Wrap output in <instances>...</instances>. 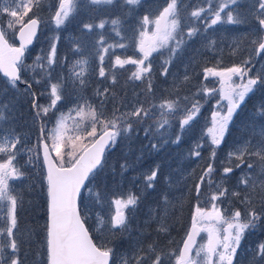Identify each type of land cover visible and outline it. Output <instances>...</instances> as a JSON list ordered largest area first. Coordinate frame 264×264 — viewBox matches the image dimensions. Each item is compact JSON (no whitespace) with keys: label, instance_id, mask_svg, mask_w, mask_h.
Returning a JSON list of instances; mask_svg holds the SVG:
<instances>
[{"label":"snow or ice","instance_id":"snow-or-ice-1","mask_svg":"<svg viewBox=\"0 0 264 264\" xmlns=\"http://www.w3.org/2000/svg\"><path fill=\"white\" fill-rule=\"evenodd\" d=\"M241 2L242 0H199V4L204 6L198 4L189 10L186 0H164L158 15L154 19H150L149 14L143 15L138 21V27L133 26L132 35L128 37L119 30L120 19L111 20L113 31L120 39L109 43L101 32L94 45L99 62L97 76L109 82L107 86L97 87L94 91L97 107L83 96V89L88 83V59L76 60L68 76L61 73L53 82V73L58 63L59 34L50 38L48 50L45 52L42 49L41 54L35 57L33 65L25 63L26 58L31 56L29 45L33 43L42 22L34 9L39 10L43 0H0V17H8L7 24L0 26V72L7 77V84L12 89L20 91L18 84L25 85L22 94L29 99L34 119L41 125L36 144L27 147L29 157L26 164L41 168L42 179L46 183L47 264H109L110 258L116 254L115 250L106 244L95 243L94 237L85 227V211L88 208L85 201L91 199L101 207L105 203L103 195L94 193L89 185L105 167L106 150L115 146L119 139H134L139 135L141 126L146 120L153 119L157 110L159 119L155 123L158 133L166 125L171 127L170 117L179 121L174 138L167 136L163 144L179 145L183 137L191 131L203 106L200 100L190 101L187 96L163 99L158 104L153 102L145 106V101L140 98L141 93L134 91L129 98L127 92L121 95L115 90L119 84L118 72L123 70L129 73L126 85L139 81L145 85L144 91L147 94H153V54L160 53L165 57L159 74L167 77L169 66L182 57L190 41L200 36L206 41L204 46L212 49L217 41L206 35L210 29L214 31L217 25L244 22L237 11ZM142 3L143 0H120L118 6H127L129 13H132ZM256 3L258 9L254 19L256 31L261 35L252 40L251 44L254 46L255 55L259 56L264 52V0H256ZM86 4L116 6L117 0H86ZM76 6V0H55L54 4L49 5L50 22L55 29L59 30L65 25L76 11ZM234 11H237L236 16L233 15ZM108 22L101 20L98 24L84 23L82 30L88 33L97 28L102 30ZM17 25L20 41L18 47L9 43L10 37L16 35ZM149 25L153 27L150 29ZM130 48L133 49V54L127 55ZM117 49L123 50L122 53L117 54ZM73 52L79 54L80 46L76 45ZM126 66L132 67L129 69ZM253 67L255 64L249 57L240 65L220 70L206 67L203 70L204 79L219 78L220 87L217 89L202 85L195 95L201 96L205 102L215 98L217 94L219 99L212 111L211 126L205 125L206 131H201L188 153L189 158H202L201 150L205 146L210 149L209 162L189 189V194L195 200L194 211L178 254L175 251H161L157 239L145 242V237L150 235L147 226L152 221L157 223L155 231L158 234L168 232L166 216L160 215L155 209L151 210L149 218L144 222L145 227L135 229L137 235L132 236L131 220L140 204V196L129 192L126 197L112 200L110 203L116 206V210L114 214L110 212L107 219L99 212L96 213L97 231L101 236L106 231L112 236L119 233L122 238L127 234L130 240L128 249L120 257L121 264H163L165 257L173 256L175 264H233L246 232L256 230L264 222V123H256V118H264V102L255 106L253 117L245 126L250 130L248 138L228 153L229 160L234 158L236 162L234 166L223 168L219 182L213 163L217 149L226 142V136L230 134V125L234 123L238 110L250 95L264 91V67L255 73L252 72ZM36 68L42 70L43 76L37 78L34 74L30 80L23 79V73H35ZM234 77L239 78V83ZM188 79L185 74L184 81ZM34 85L42 86V90L37 92ZM0 92L6 94L7 89ZM45 93L49 102L39 104L38 97ZM63 101H68L73 106L68 109V114L61 112L55 127L47 130L44 117L54 110L59 111L58 104ZM222 101H226V104ZM10 103L4 101L0 95V122L6 119L5 111L10 110ZM109 104L112 105L111 116L105 117L104 112ZM85 110L91 123L82 129ZM73 112L81 118L79 121L71 117ZM69 118L74 120L71 128L67 124ZM97 125L100 126L99 134ZM142 130L144 136L149 138L151 150L159 152L163 144L152 142L154 133L151 125ZM160 135L164 137L167 133ZM86 139L88 143H84ZM25 148L26 142L14 129L0 136V219L3 220V226H0V264H22L20 251L23 241L18 240L16 232L19 231L17 215L18 208L23 207V195L10 181L22 182L27 178L24 165L17 159ZM140 159L141 157H137V161ZM133 166L127 161L121 163V175ZM235 169L241 171L236 187L239 189L242 186L243 193L225 186L234 175ZM161 175L162 165L156 164L143 176L144 189H154ZM165 179L168 180L167 177ZM233 198L246 205L243 211L240 208L229 210L223 207L226 202L231 203ZM257 198L260 210L254 206ZM163 204V211L167 213L169 200L166 195ZM202 232L207 234V243L198 245L197 237ZM250 251L255 264H264V241L256 244Z\"/></svg>","mask_w":264,"mask_h":264},{"label":"rangeland","instance_id":"rangeland-1","mask_svg":"<svg viewBox=\"0 0 264 264\" xmlns=\"http://www.w3.org/2000/svg\"><path fill=\"white\" fill-rule=\"evenodd\" d=\"M55 0H43V3L41 5V8L39 10H35V14L38 15L41 18V34L44 39L40 40L38 44L31 48V56L27 57L25 61L28 65H33V62L35 60V57L39 54H41V50L43 49L45 52L48 50L49 47V40L53 37L51 35V31H55V35L59 34L60 40L57 44V65H56V71L53 73V82H55L56 79L59 78L60 74L62 73L64 76L69 75V71L72 68L73 64L76 60L79 59H88V72L86 74L87 78V86L83 89V96L86 100L89 101V98L87 97L88 93H91L95 91L97 87L103 88L107 85L109 82H105L102 80V78H98L97 71H98V58L96 56L95 51V42L98 39L99 33L103 32V34L106 37V40L109 43L115 42L119 40V37H116L115 32L113 31L114 26L111 24V20L119 18L121 21V24L119 25V30L121 31L122 35L125 37L132 35V27L136 26L138 27V21L139 19L145 15L149 14L150 19H154L156 15H158L159 10H162V5L164 4V0H143V3L141 6L136 7L135 11L132 13H129V9L127 6L121 8L119 7L120 0H117V5H101V6H91L86 4V0H76V11L69 17V20L65 23L64 26H62L61 29L57 30L55 29V26L50 22V11H49V5L54 4ZM186 3L189 5V9L192 7H195L199 4L198 1H192L188 0ZM111 6L112 9L107 10L104 7ZM113 6V7H112ZM199 6H204L203 4H199ZM235 7V6H234ZM258 9V4L256 3V0H242L240 3L237 11L239 12V18L243 20V23L240 24H222L217 25L215 30L212 29L209 30V32L206 34L207 36H211L213 39L217 41L214 48L209 49L205 47L206 44L205 40H202L200 36H197L194 40L190 41L182 55V57L175 60L170 66H169V73L170 75L167 78V81H169L168 86L158 85L161 86L159 89L158 95L154 96L152 98V102L159 103L163 99H175L176 97L172 98L170 96V93L174 90H180V89H187L188 86L191 84V78L189 73L194 72L196 67H206L207 61L205 62V55L207 51L210 52L211 55L217 54V65L210 67H215L217 70L231 67L233 65H240L244 60L249 59L251 57L252 61L255 64V67H253L252 72L255 73L262 67H264V52H261L259 56L255 55L254 52V46L251 44L252 40H255L258 38L260 33L256 31L257 25L256 21L254 19L256 11ZM237 11L233 12V15H237ZM31 15V14H30ZM101 20H107L108 23L105 24L104 29H94L91 33H88L86 30H82V25L84 23H93L98 24ZM0 21L2 23V26L7 24L8 17H0ZM199 23V22H198ZM153 25H149V28L151 29ZM17 31L19 28V25L16 26ZM51 28V30H49ZM17 33V32H16ZM64 35L66 37L64 38ZM14 37H10V40L14 42ZM45 39H48V42H45ZM43 41V42H42ZM42 42V44H41ZM73 42V44H72ZM79 45L81 52L79 54H74L73 48ZM123 50L117 49L116 53L121 54ZM162 52L165 50H161ZM89 54H95L94 58H91ZM133 49H129L127 52V55H132ZM222 54H228L232 58H236L239 62L237 64H229L225 67L224 62L220 59ZM153 67L160 68L164 56H161L160 53H154L153 54ZM108 66V59L105 60V67ZM127 67V66H126ZM132 67V66H130ZM79 71V68L76 69ZM127 73L126 71L120 70L118 74H120V77L122 79H119V84H121L126 92H129L130 89L134 88L136 83H141L137 81L133 84H125L126 79L123 78V76ZM36 75L37 78H40L43 76V72L40 68L35 69V73L32 71H28L26 73L22 74L23 79L30 80L33 75ZM185 74L188 75L189 79L187 81H184ZM122 75V76H121ZM237 83H239V78L234 77L233 78ZM157 78L153 77L152 83L155 84ZM209 80L212 81L214 84L215 82L219 84V78L216 77H209ZM118 84V85H119ZM176 85V86H174ZM213 86V85H212ZM18 87L20 91H17L16 89H12L10 85L7 84V80L0 77V90L7 89L6 94L0 92V95H2V98L4 101H9L10 103V110L5 111V117L6 119L2 122H0V136L7 133L9 130L14 129L15 133L19 134L24 141L26 142V148L23 153H21L20 156H18V161L21 165H24V169L27 174V178L21 181H10V183L15 184L16 190L20 192L23 195V207L18 208V228L19 231L16 232V236L18 240L23 241L20 251V256L22 259V264H47V258H46V246H45V226L47 224V193H46V183L42 179V169L39 167H33L31 165H27L26 161L28 160L29 154L27 153V147H32L36 144L37 137L39 135V127L40 122L34 119V115L32 114V108L31 106H28V112L24 115L26 124L23 123V119H19L20 113L23 111V105L25 103L23 89L25 85L18 84ZM35 89L40 92L42 90V86L35 85ZM87 93V94H86ZM75 95V93L73 94ZM12 96H18L19 99L23 102H18L12 98ZM133 95H131L132 97ZM189 97L188 94L184 91V93L179 97ZM219 99V95L217 96ZM190 99V97H189ZM39 104H47L49 102L48 96L45 93L44 95L39 96V99L37 101ZM83 103V101H81ZM146 103V99H145ZM222 103L226 104V101H222ZM73 106L72 103L68 101H63L60 104H58V109L61 107L60 113L63 112L65 114H68V109ZM15 110H18V113L15 112ZM87 110H85V117L83 120V123L81 125V128L88 127L91 123L90 119L87 117L86 114ZM34 113V111H33ZM60 113L58 111H53L48 114L47 117H44V123L47 126V130H51L56 125V120L59 117ZM71 117H74L75 120L79 121L81 118L77 117L75 115V112L71 113ZM209 117V116H208ZM200 118L197 117L196 123L202 125V130L206 129L205 125L208 127L211 126V119L209 118ZM253 116L250 117V119ZM74 120L72 118H69L67 120V124L69 125V128L73 126ZM256 123L261 124L264 123V118H256ZM175 126V123L173 120H171V127ZM170 127V136L174 138L175 132ZM98 134L100 131V126L97 125ZM249 129L245 131V133L239 134L237 137V146H240L243 143V140L247 139L249 136ZM71 134V132H69ZM83 135V132L80 133ZM191 131L188 132L187 135L183 137V141L186 143L190 139ZM201 135V131L196 134V139L199 138ZM153 142H156L158 139L162 138L160 135L159 137L157 135H153L152 137ZM167 138V137H166ZM207 140V137L205 138ZM130 142V141H129ZM84 143H88V140L86 139ZM166 145V144H163ZM168 145V143H167ZM19 147V146H18ZM162 151H165L166 148H161ZM188 150L189 148L187 146L178 147L174 151L176 153H179L183 160L185 158H188ZM155 151L149 150V149H141L132 154V156H124V160H129V164L134 165L133 167L129 168L127 172H124L125 174H128V179L125 183L119 182L117 185L124 188L121 192H117V187L114 188V192L119 196L117 198H123L126 197V195L131 192L135 194V190H140V194H143L144 189V182H143V176L148 171L146 170V161L144 160L148 155L154 154ZM229 153V152H228ZM187 155V157H186ZM132 157H135V161L131 160ZM137 157H141L139 161H137ZM161 157L164 159L167 158V154L162 152ZM227 159H229L228 154L226 156ZM191 159V158H190ZM111 162V161H110ZM109 162V163H110ZM108 161L107 164L109 165ZM214 166L216 167L215 162ZM163 169H162V176L159 178V181L164 182L166 184V192L163 193V195L168 197L169 205L167 208L171 207V211L173 210L174 201L176 200L178 194L176 190V186L179 185L181 182V178L177 176L176 173L173 172L172 167L173 165L167 163L165 160L163 163H161ZM134 167H140L141 170L138 172H135L132 168ZM155 167V165L153 166ZM186 166L183 164H178L177 168L180 172L183 170ZM123 175L119 176L118 180L122 181L123 178H125ZM191 173V168H188V174ZM241 173V171H240ZM165 177L168 178V180L165 179ZM135 178V179H134ZM126 179V178H125ZM185 178L183 177L182 180ZM169 180L171 183H169ZM137 183V184H136ZM93 184V183H92ZM92 184L89 185V187L92 188ZM96 186V183H95ZM95 186L93 188L94 193L98 192L95 190ZM156 187V186H155ZM151 189H148L149 191ZM100 193V192H98ZM102 194V193H100ZM186 191H183L180 193V195H185ZM87 196L88 193H85ZM105 203L101 207L100 205H97L92 202L91 199L86 200L85 202L88 204V208L85 211V215L87 217V222L85 225L89 226L90 232L92 231L94 233V237L97 238V236L100 235V233L97 231V225H96V213H100L107 219L109 213L112 214L115 213L116 206L114 204H111L110 202L114 199L108 200V197H106L104 194H102ZM162 197V199L164 198ZM227 202L223 205L224 208L227 206ZM164 204L162 200V205H160V208H156L157 212L160 215H165V223L170 226V223L167 222V214L163 211ZM147 209L151 212L153 210L151 207L145 206V203L143 201H140V204L138 206L139 210L135 212L134 217L131 220V226L133 228L132 236H136L135 229L144 228L145 227V221L149 218L148 215L144 214L143 211ZM172 214V212H171ZM0 216H2V212H0ZM172 223V222H171ZM0 226H3V220L0 219ZM157 227L156 221L154 223H150L147 226V231L150 233L147 237H145V242L151 241L152 239L158 240V247L161 251L168 253L175 251L177 254L179 252V249L182 248L181 243L183 240V237L177 242L173 235H171L169 232L167 233H160L158 234L155 229ZM256 230L252 232H246L245 235H248L247 239L253 238L251 241V244H247V247H243L241 241L240 248L237 249V255L234 257L233 264H255L252 257V252L250 249L254 248L256 244L259 242H262L264 240L259 241L256 239L257 237L254 235ZM93 235V234H92ZM109 242L110 247L115 250V264H121L120 257L125 252H122L121 250H126L129 247L130 240L127 238V234H125V237H121L119 233H117L116 236H112L108 232H104V234ZM197 244H206L207 243V234L201 233V237L199 241L197 240ZM195 255V249L193 250V256ZM215 259V258H214ZM163 264H175V257H165Z\"/></svg>","mask_w":264,"mask_h":264},{"label":"trees","instance_id":"trees-1","mask_svg":"<svg viewBox=\"0 0 264 264\" xmlns=\"http://www.w3.org/2000/svg\"><path fill=\"white\" fill-rule=\"evenodd\" d=\"M188 0H186L187 2ZM192 1H198V0H192ZM113 7V6H112ZM107 10L112 9L111 6L109 7H104ZM191 10V9H189ZM49 30H51V28H49ZM186 30V29H185ZM51 35H55V31L52 30L51 31ZM66 37V35H64V38ZM44 39V37H42V34H39V37L37 38V41L35 43V45L33 47H35L38 42L40 40ZM43 42V41H42ZM41 42V44H42ZM45 42H48V39H45ZM73 44V42H72ZM74 45V44H73ZM89 56L91 58L95 57V54H89ZM217 54L211 55L209 51H207L206 55H205V62L207 61V66L206 67H210L217 65ZM220 59L224 62L225 67L228 66L229 64H237L239 61L236 58H232L230 55L228 54H222ZM27 62V61H25ZM206 67H196L194 72L189 73L190 78H191V84L188 86L187 89H180V90H174L170 93V96L172 98L177 97V96H181L184 91L186 92V94L189 95L190 97V101L195 99V100H200L201 104L203 105L201 107L200 110V114L198 117L200 118H209V120L211 119V115H212V111L214 110V106L216 104V100L218 99V94L215 98L208 100L207 102H205L201 96L199 95H195L197 93V90L202 86V85H207L208 87H216L217 89L220 87L218 85V83L215 82V84L209 80V78L207 80L204 79V74H203V70ZM127 68H131L130 66H127ZM161 68V67H160ZM160 68L155 67L154 68V73H153V77H156L157 80L155 82V84H153V89L154 92L153 94L149 95L147 94L144 89H145V85L142 83H136L134 88L130 89L129 92H127V95L129 98H131V95H133V92H137V93H141L140 98L142 100L145 101L146 99V103L145 106H148L149 103H153L152 102V98H154V96L160 94L159 93V89L161 88V86L158 85H163V86H168L169 81H167V77L161 76L159 74L160 72ZM123 71V70H122ZM129 75V73H125V75L123 76V78H125L127 80V76ZM122 76V75H121ZM120 77V74H118V78ZM120 79H122V77H120ZM213 85V86H212ZM103 86H107V85H103ZM34 90L35 89V85H34ZM116 91H118L121 95H123L126 90L124 89V87L119 84L117 86V88L115 89ZM38 92V90H36ZM87 94V93H86ZM87 97L89 98V102L92 103L94 106H97V98L94 96V91L91 93L87 94ZM12 98L18 102L23 103L18 96H12ZM39 99V97H38ZM25 103L23 105V111L20 113L19 119H23V123L26 124L24 115L28 112V106H30L29 103V99L25 96L24 97ZM261 102H264V91H257L254 95H250V98L246 99L245 103L241 106V109L238 110V114L234 117V123L232 125H230V134L226 136V142L224 144H222L220 146V148L217 149V156L215 158V164H216V169H217V174H216V179L217 182H219V177L220 174L222 173V170L225 166H234V163L236 162L235 159L233 158L232 160H229L226 158L228 152L233 151L234 147L237 146V137L239 134L245 133L246 129V125L249 123L250 121V117L253 116L254 113V108L256 105H259ZM156 103V102H154ZM158 104V103H157ZM190 107V103L188 105ZM61 107H59L60 109ZM111 110H112V105L109 104L107 105V109L104 112V116L105 117H110L111 116ZM15 112L18 113V110H15ZM60 113V110L58 111ZM32 114L33 110H32ZM159 119V113L158 110L156 112V115L153 117V119H148L145 121L144 125L141 126V131L139 132V135L135 136L134 139H132L130 142L127 139H119L118 142L116 143L115 146L112 147V149L107 153L106 155V163H105V167L103 169L102 172L99 173L98 177L96 180L93 181L92 184V189L95 186V190L104 194L106 197H108V200L114 199L119 197L115 192H114V188L117 187V192H121L122 190H124L123 187L117 185V183L119 182H123L125 183L126 180L128 179V174L124 173L125 178H123L122 181H119L118 178L119 176H121V169H120V164L124 163L125 161L129 162V160H124L123 157L126 156H132V154L138 150L141 149H149L151 150L150 144H149V138H146L144 136L143 133V128L144 127H148L149 125H151V129L152 132L154 133V135H157L158 137L160 136V133H164L166 132L167 135L158 139L156 142L163 144V140L167 137L170 136V127L169 126H165L164 129H160L159 133L156 131V123L155 121ZM170 120H173L175 123V126H172V130L176 133L178 131V127H179V121L172 119L170 117ZM99 126V125H98ZM202 125L201 124H197L196 122L193 124L192 129H191V134H190V139L189 141L186 143L185 141H182V143H180L179 145L176 144H172V143H168V145H163L164 148H166L165 151H162V149H160L159 152H155L154 154H150L148 155L144 160L146 161V164H148L146 166V170L149 171L151 168H153L154 165L156 164H160L164 162V160L173 165L172 170L174 173L177 174V176H179L181 178V182L179 183V185L176 186V190H177V198L174 201V206H173V210L171 211V207L168 208L167 210V222L170 223V226H168V232L174 236V238L176 239V241L178 242L182 237L184 239L185 237V233L188 230L189 225L191 224V215L194 211V205H195V200L193 199V196L191 194H189V189L192 187L193 183L195 182V180L199 177V175L201 174L202 169L206 166V164L209 162V154H210V149L205 146L202 150H201V157L202 158H185V160H183L182 156L179 153H176L174 150L178 147H183V146H187L189 148V150L193 147L194 143L196 142V134L199 133L200 131H202ZM204 131H206V129H204ZM152 139V138H151ZM153 142V140H152ZM162 147V148H163ZM188 150V153H189ZM162 152L167 154V158L164 159L163 157H161ZM187 157V155H186ZM135 157H132L131 160H134ZM107 161L109 163V165L107 164ZM178 164H183L186 167L181 170L180 172L178 171L177 165ZM191 168V173L188 174V168ZM135 172H138L141 170L140 167H134L132 168ZM163 169V167H162ZM241 173H240V169H235L234 170V175H232L231 179H229L225 186L228 187L230 190H239L243 193V187L241 186L239 189L236 187L237 183H238V178L240 177ZM162 176V175H161ZM161 176L159 178H161ZM185 178L184 180H182V178ZM137 184V183H136ZM156 187L154 189H151L149 191L145 190L143 194H140V190H135V194L141 197V201H143L145 203L146 208L147 207H151L152 209L157 210L156 208H160V205H162V197L164 196L163 193L166 192V184L164 182L159 181V179L156 182ZM183 191H186L185 195H180V193H182ZM228 203V202H227ZM258 210H260V203L259 200L257 198V201L254 205ZM246 207V205H242L240 203V201L236 198H233L231 200V203H228L226 208L229 210H234L236 208H240L241 211H243V209ZM139 210H137L138 212ZM172 212V214H171ZM144 214L148 215L147 213L150 214V211H148L147 209H145L143 211ZM172 222V223H171ZM151 223H154V221H152ZM87 228L89 229V226L86 225ZM90 231V229H89ZM135 234H137L136 231H134ZM91 235L94 237V233L91 231L90 232ZM259 241L264 240V222H262L259 227L256 229V232L254 234ZM249 236L245 235V238L243 240L242 246L243 247H247V244H251V239H247ZM99 238H95L94 237V242L97 243L98 245L101 244H106L108 247H110V242L108 240V238L103 235H99L97 236ZM126 250V248L124 250H121L122 252H124ZM116 257L115 255L113 256V262H115Z\"/></svg>","mask_w":264,"mask_h":264},{"label":"water","instance_id":"water-1","mask_svg":"<svg viewBox=\"0 0 264 264\" xmlns=\"http://www.w3.org/2000/svg\"><path fill=\"white\" fill-rule=\"evenodd\" d=\"M1 26V25H0ZM39 29V28H38ZM37 34H38V30H37ZM37 36V35H36ZM36 38V37H35ZM35 38L33 39V43H34V41H35ZM16 41H17V44L18 45H16V47H18L19 46V43H20V41H19V35H18V32H17V34H16ZM33 43L31 44V45H29V47H31L32 45H33ZM0 75L2 76V77H4V75H3V73L2 72H0ZM5 78H7V77H5ZM108 150V149H107ZM106 150V151H107ZM47 222H48V218H47ZM198 238H199V236L197 237V240H198ZM183 246V245H182ZM181 246V247H182Z\"/></svg>","mask_w":264,"mask_h":264}]
</instances>
